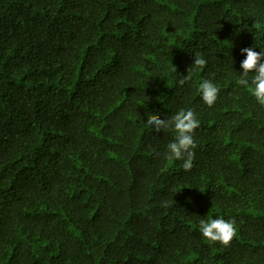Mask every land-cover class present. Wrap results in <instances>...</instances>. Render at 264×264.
<instances>
[{
  "label": "trees",
  "instance_id": "trees-1",
  "mask_svg": "<svg viewBox=\"0 0 264 264\" xmlns=\"http://www.w3.org/2000/svg\"><path fill=\"white\" fill-rule=\"evenodd\" d=\"M249 47L264 0H0V264H264ZM181 109L199 120L187 172L167 159L176 133L146 124ZM217 218L229 247L199 230Z\"/></svg>",
  "mask_w": 264,
  "mask_h": 264
},
{
  "label": "clouds",
  "instance_id": "clouds-1",
  "mask_svg": "<svg viewBox=\"0 0 264 264\" xmlns=\"http://www.w3.org/2000/svg\"><path fill=\"white\" fill-rule=\"evenodd\" d=\"M241 52L246 58L240 64L243 73L239 75L236 83L249 89L255 100L264 106V62H262L264 51L257 52L249 47L242 49ZM206 63L207 61L197 54L188 73L202 69ZM250 73H254L251 80H249ZM190 79V75L184 76L183 79L178 80V85L183 86ZM199 92L203 102L208 107H212L218 99L219 87L211 80L205 79L199 85ZM146 124L157 133L168 130L176 133L174 140L167 145V159L183 161V170L190 171L195 158L194 150L197 147L194 134L199 127V120L194 111L181 109L169 119H161L159 115L151 114ZM199 230L204 239L223 247H229L236 236L235 221L223 218L200 219Z\"/></svg>",
  "mask_w": 264,
  "mask_h": 264
}]
</instances>
